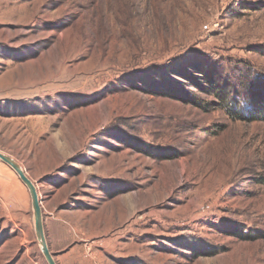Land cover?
Masks as SVG:
<instances>
[{
	"label": "rangeland",
	"instance_id": "374dc122",
	"mask_svg": "<svg viewBox=\"0 0 264 264\" xmlns=\"http://www.w3.org/2000/svg\"><path fill=\"white\" fill-rule=\"evenodd\" d=\"M249 95L264 0H0V152L57 264H264V118L229 113ZM0 264H47L1 161Z\"/></svg>",
	"mask_w": 264,
	"mask_h": 264
},
{
	"label": "water",
	"instance_id": "95a60500",
	"mask_svg": "<svg viewBox=\"0 0 264 264\" xmlns=\"http://www.w3.org/2000/svg\"><path fill=\"white\" fill-rule=\"evenodd\" d=\"M0 161L8 166L19 177L21 183L27 188L31 196L35 222V234L40 247V253L44 257L47 264H57L55 255L51 252L47 240L43 209L41 207V201L36 185L28 177L23 167L16 160L0 152Z\"/></svg>",
	"mask_w": 264,
	"mask_h": 264
},
{
	"label": "trees",
	"instance_id": "16d2710c",
	"mask_svg": "<svg viewBox=\"0 0 264 264\" xmlns=\"http://www.w3.org/2000/svg\"><path fill=\"white\" fill-rule=\"evenodd\" d=\"M195 69V68H194ZM198 74L206 77L205 80L207 83L210 85L211 90L209 89L210 92L215 94L214 96L216 99L221 101V104L219 106L223 107L224 109L226 108L223 104H225L229 99V97L235 93L234 89L229 88L227 86H223L222 84H219L218 81H215L214 76L208 75L205 71L198 72ZM203 76V75H202ZM197 80V79H195ZM222 85V87L220 86ZM201 92H206L207 89L203 87H199ZM240 99V96H239ZM237 99H233L230 101L231 109H229V113L231 116L235 117V120L237 121H249V122H255L258 119H263L264 115V102H261L260 100L255 99L251 95L249 97H244V103L243 107L241 108L242 103H240ZM196 104V103H194ZM199 106L198 104H196ZM226 110V109H225Z\"/></svg>",
	"mask_w": 264,
	"mask_h": 264
}]
</instances>
